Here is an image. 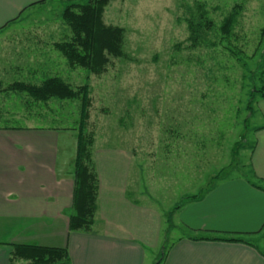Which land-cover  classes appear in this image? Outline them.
Masks as SVG:
<instances>
[{"label": "rangeland", "instance_id": "rangeland-1", "mask_svg": "<svg viewBox=\"0 0 264 264\" xmlns=\"http://www.w3.org/2000/svg\"><path fill=\"white\" fill-rule=\"evenodd\" d=\"M71 3L86 0H47L29 5L16 19L23 10L15 12L19 0H0V25L8 24L0 30V126L77 137L67 128L79 125L81 102L55 100L41 108L5 91L16 81L39 85L44 77L58 76L75 88H90L86 128L94 135L103 186L117 185L110 176L132 169V201L169 212L184 196L201 195L211 175L252 169L248 148L257 145L264 125V99L252 98L261 85L253 74L264 68V0H112L104 21L125 29V57H112L102 75L71 68L55 48L72 36L62 18ZM197 4L205 6L217 29L235 5L243 7L231 39L242 55L234 58L219 46L217 29L206 44L189 48L186 20ZM252 99L253 118L245 123ZM166 219L168 241L150 250L145 264L160 262L180 237L172 221L169 227L168 213Z\"/></svg>", "mask_w": 264, "mask_h": 264}, {"label": "crops", "instance_id": "crops-1", "mask_svg": "<svg viewBox=\"0 0 264 264\" xmlns=\"http://www.w3.org/2000/svg\"><path fill=\"white\" fill-rule=\"evenodd\" d=\"M40 1L19 0L15 12L23 10L16 19ZM7 27L2 24L0 30ZM262 127L257 145L248 148L251 170L228 172L230 177L216 181L211 175L200 198L169 212L159 204L132 201L130 168L119 178L110 176L117 185L103 186L93 153L99 179L95 225L71 232L77 137L59 133L50 138L38 136V127L0 126V264H10L14 245L68 248L72 264H145L150 250L168 241L167 213L180 237L167 249L163 264H264Z\"/></svg>", "mask_w": 264, "mask_h": 264}, {"label": "trees", "instance_id": "trees-1", "mask_svg": "<svg viewBox=\"0 0 264 264\" xmlns=\"http://www.w3.org/2000/svg\"><path fill=\"white\" fill-rule=\"evenodd\" d=\"M46 1L43 0L33 5L45 3ZM111 1L86 0L84 4L71 3L64 9L62 18L66 25L69 26L72 36L67 41L56 43L55 48L67 60L71 68H83L94 75H102L106 72L112 57H125V29L107 25L104 21L106 6ZM204 7L203 4H197L196 12H193L191 17L186 20L189 31L188 46L190 49H197L206 44L210 34L217 29L216 23L210 18L209 12ZM242 12L243 7L238 4L235 5L224 17L217 29L220 33L219 46L225 45L224 47L229 55L234 58L243 54V49L233 45L231 42ZM261 37L264 39V28L261 30ZM263 39H261L260 45L263 44ZM218 44L214 43L213 45L218 46ZM253 56L247 58H253ZM253 76L255 80L259 76L261 85L254 87L252 98H256L258 95L264 99V68L260 71L258 70V72L256 70ZM5 91L16 93L19 96L23 95L31 102L30 104L34 103L41 108H48L55 100L81 102L79 125L74 128H67L77 131V154L74 171L75 188L72 211L69 213L68 218L71 232L92 230L98 211L99 179L92 154L94 135L88 132L86 128L90 117L89 111L92 106L90 88L88 85L75 88L58 76H50L44 77L39 85L16 81L9 85ZM253 102L254 99L250 100L248 109L252 114L246 118L245 123L253 118ZM262 128H258V130ZM242 138H244V135ZM242 141H245V139H242ZM242 141L236 144L237 148H239L238 151L243 147ZM238 151L234 152L235 155L240 153ZM228 177H230L229 174L219 173L213 177V180L216 181ZM200 196H188L183 201L196 200ZM182 205L183 203L176 206L175 209L178 210ZM168 222L170 223V221ZM213 240L242 242L241 239L238 240L236 238H213ZM12 248L10 264H72L68 248L36 245H14ZM166 255L167 250L157 264H163Z\"/></svg>", "mask_w": 264, "mask_h": 264}]
</instances>
